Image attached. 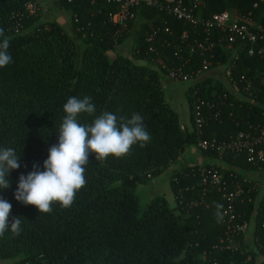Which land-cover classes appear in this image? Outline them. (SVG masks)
Segmentation results:
<instances>
[{
	"label": "trees",
	"instance_id": "1",
	"mask_svg": "<svg viewBox=\"0 0 264 264\" xmlns=\"http://www.w3.org/2000/svg\"><path fill=\"white\" fill-rule=\"evenodd\" d=\"M49 1L69 14L68 28L55 20H42L38 0H0V28L10 40L8 52L13 58L11 64L0 68V147L22 153L20 168L10 173V187L0 189V197L12 205L9 222L19 216L22 231L15 235L9 229L0 236V260H12L9 264H230L223 262L231 254L236 264H243L247 256L246 264H264V195L254 209L255 181L206 165L217 168L229 188L244 190L235 201L238 220L244 222L255 214L252 248L233 252L219 248L226 228L221 214L206 207L201 188L212 192L219 207L223 202L213 187L199 184L197 166L177 172L170 180L175 207H170L162 194L141 205L135 194L138 184L158 176L198 140H228L246 123L264 121V82L260 76L264 62L256 55L248 57L247 45L239 38L229 43L227 30L213 28L209 35L213 56H205L209 67L229 68L245 98L234 97L218 84L210 86L209 79H199L195 96L214 102L215 107L203 108L204 122L197 129L192 116L195 96L187 86L191 128L182 127L164 98L162 75L150 66L160 61L166 74L177 66L188 74L196 73L203 57L198 52L189 55L188 45L193 38H205L199 26L174 19L165 8L142 4L122 29L108 22L109 14L118 10L116 4L105 0ZM193 1L183 3L192 7ZM28 2L36 5L33 13L26 9ZM160 2L166 4V0ZM228 10L234 14L250 12L258 22L264 21V0H203L194 12L207 18ZM140 18L151 26L146 33L137 32ZM165 27L169 32H164ZM154 30V41H146ZM184 31L186 39L181 37ZM117 33L118 44L123 38H132L135 57L148 65H138L117 51ZM221 38L232 49L225 51ZM108 51L114 57L109 58ZM247 82H251L249 87ZM72 96H90L95 115L109 111L131 118L139 113L151 141L145 147L133 146L130 154L119 159L109 156L99 162L90 154L86 184L72 206L62 209L55 203L52 212L39 214L35 206L17 201L14 193L19 176L27 175L34 164L39 171L44 170L48 149L58 142L56 131L65 115L63 104ZM93 118L81 114L78 121L88 124ZM260 150L264 153V145ZM210 153L239 168L264 167V162H248L244 152ZM247 189H251L249 194ZM244 235L237 239L241 241Z\"/></svg>",
	"mask_w": 264,
	"mask_h": 264
},
{
	"label": "clouds",
	"instance_id": "2",
	"mask_svg": "<svg viewBox=\"0 0 264 264\" xmlns=\"http://www.w3.org/2000/svg\"><path fill=\"white\" fill-rule=\"evenodd\" d=\"M0 68L13 62L8 52L10 40L0 28ZM64 116L58 126V142L48 149V157L43 161V171L33 165L27 175L19 176L15 199L24 205H33L40 213L53 211V204L60 208H70L77 192L86 184L85 172L89 155L104 162L109 156L123 158L130 154L135 145L145 147L151 141L143 117L133 113L131 118L117 116L104 111L95 115L96 107L90 96L82 99L69 97L63 104ZM81 114L93 116L88 124H81ZM22 153L18 154L12 147H0V189L10 187V173L20 168ZM12 205L0 197V236L9 229L15 235L22 231L19 216L11 223L9 215Z\"/></svg>",
	"mask_w": 264,
	"mask_h": 264
},
{
	"label": "built area",
	"instance_id": "3",
	"mask_svg": "<svg viewBox=\"0 0 264 264\" xmlns=\"http://www.w3.org/2000/svg\"><path fill=\"white\" fill-rule=\"evenodd\" d=\"M59 2L61 0H52ZM68 2L71 0H67ZM116 4L118 10L110 13L108 16V22L112 25H116L119 28L125 29L127 23L135 17L136 8L139 5L152 8H165L174 19L181 21L185 24H191L199 26L202 30V35H205L203 39L193 38L192 42L188 45L189 55L198 52L203 57L202 65L194 74H188L182 68L177 66L168 71V78L171 80H179L186 82L190 87L193 97L196 95L195 84L197 78L209 70V62L206 59V55L213 56L214 43L209 39L210 32L213 28H219L220 30H227L228 42H234L236 38H239L241 42L246 43V54L248 57L258 56L264 62V21L258 22L251 16V13L240 14L236 13L233 16L227 11L213 13L207 18H200L195 14L194 10L202 3L203 0H194L192 7L184 5L183 0H166V4L162 5L160 0H105ZM253 7H257V3L253 4ZM26 9L29 13H33L36 10V5L33 2L26 4ZM164 32H169L168 27L164 28ZM156 30L150 32L146 41L152 42L155 39ZM120 37V33L114 35V45L117 46V38ZM183 39L187 38V32L184 31L181 35ZM178 51V49H177ZM177 54V52H175ZM262 81L264 82V67L260 72ZM224 78L230 85L234 92L240 93V89L235 80L232 79L231 71L229 68L224 71ZM248 87L251 82H247ZM192 107V116L194 124L197 129H200L203 122V108L215 107L214 102H209L198 96L194 97ZM200 151H215L218 153H225L227 151L244 152L246 160L253 164H260L264 162V153L260 150V147L264 145V121L246 123L242 129H240L233 137L228 140L212 139H200L196 144ZM199 173V184L202 186L213 187L220 195V199L223 204L220 208L222 224L226 228L225 235L219 240V248L227 249L229 241L233 237L244 235L247 232L246 222H240L235 212V201L244 194L242 188L231 189L227 185V181L221 175L220 171L215 167L197 166ZM257 187V184L255 183ZM251 189H247L246 193L249 194ZM195 202H190L193 205ZM261 226L264 228V220L261 222Z\"/></svg>",
	"mask_w": 264,
	"mask_h": 264
},
{
	"label": "crops",
	"instance_id": "4",
	"mask_svg": "<svg viewBox=\"0 0 264 264\" xmlns=\"http://www.w3.org/2000/svg\"><path fill=\"white\" fill-rule=\"evenodd\" d=\"M44 2H47V4L48 2H50V6L52 5L54 6L53 2L49 0H44ZM53 8H55L59 12L61 18L66 22V25H68L69 24L68 21L70 18L69 14L65 11L57 9L55 6ZM53 13H55L54 9H53ZM46 17H47L46 14H44L43 18H46ZM44 20H48V19H44ZM53 20L57 21L58 23H60L62 26L65 27V24L62 23L60 20H58L57 17L55 19H51V21ZM125 40H129V42L132 43L131 37ZM117 51L120 54H122L121 49H118ZM124 55H127V54L124 53ZM204 78H206L207 80L209 79L208 82L210 86L214 87V84L215 85L218 84V86H220L222 90L230 91L232 92L234 97L244 100L245 98L244 95L234 92L232 88L230 87V85L226 82L224 78V66L223 65H217L213 69H210L207 72L201 74L197 78V80L204 79ZM184 83H185L184 90H186L188 84L186 82ZM163 89H166L165 85ZM165 100L177 113L181 126L186 127V128H191L190 110L188 107V103H187L186 111H184V108L182 106V115H180L181 112H178L179 107H173L170 104L172 103V101L170 102L168 99H166V97H165ZM211 135H215V132H212ZM207 164L209 165L211 164L216 167H221L223 169L231 170L234 173L239 174L245 180L255 181L257 184V191H256V194H254L253 196L252 205L254 209L257 208L259 201L262 199V196L264 195V167L261 169L251 170L248 168H239L237 166L229 165L223 159H221V157H219L216 154L210 153V151L209 152L200 151L197 145H191L187 147L185 151L178 157V159L175 162L168 164L165 170L161 172L158 176L152 177L150 178V180H147L145 182L149 181L151 186L160 185L159 188H161V192L163 193L169 206L175 207L176 203H175V199H174L173 193L170 188V184H171L170 180H173L175 178V174L177 172L182 174L185 168L188 169V168H192L193 166H206ZM201 192L203 193L204 196H206V207H209L210 209H212L214 213H220L221 207H219V204H218L219 202L216 200L212 192L209 191V189L207 188H203V189L201 188ZM193 198L196 200V197H193ZM244 222H246L247 228H250V230L247 229V233L245 234L246 236L244 235L245 237L243 238L242 247L245 250H249L253 246L251 234L253 233V228L256 227L255 214L253 213V215Z\"/></svg>",
	"mask_w": 264,
	"mask_h": 264
},
{
	"label": "rangeland",
	"instance_id": "5",
	"mask_svg": "<svg viewBox=\"0 0 264 264\" xmlns=\"http://www.w3.org/2000/svg\"><path fill=\"white\" fill-rule=\"evenodd\" d=\"M53 7H54L53 5L50 6V2H48V4H47V2H44V0H38V11H39L40 15L42 16L41 19L43 18L44 14H46L47 17L43 18L42 20H44V19L51 20V19H55L57 17L58 20H60L62 23H64L65 27L68 28V25H66V22L61 18L59 12ZM53 9L55 10V13H53ZM228 11L231 14V16L234 15V10H228ZM148 27L150 28L151 26L146 25L145 20L143 18H140L138 23L136 24V28L138 30L137 32H139V33H146L148 31ZM220 41H221L220 43H222L225 51H229L230 49H232L231 45L226 43L224 41V39L221 38ZM116 49L117 50L121 49L122 54L125 53V54L129 55V57L136 64L143 65V66L148 65L147 62L142 61L140 59H137L135 57L133 43L129 42V40H124V38L121 39V41L119 42ZM107 56L109 58H112V57H114V53L112 51H108ZM150 67H151L152 71L160 73L162 75V81H163L162 86L163 87H164V85L166 86V89H163L164 98L166 97V99H168L170 102L172 101V103H170V104L173 107H179L178 112H181L180 115H182V106L184 108V111L187 110V100L185 97V90H184L185 83L183 81L169 79L167 74H166V71L163 72L164 64H162V62H160V61H155ZM213 67L214 66L210 65L209 70L213 69ZM148 180H150V179L148 178ZM159 187H160V185L151 186L149 181L138 184L136 189H135V194L138 197V202L141 205H145L154 196L161 195V194L163 195V193L161 192V188H159ZM247 229L250 230V228H247ZM245 236H243L241 238V241L238 240L237 237H233L228 242L229 246L227 249L232 251V252L237 250L238 248L242 249L243 248L242 242H243V238ZM224 258H225V260L223 263L230 261V264H232V263L236 264L235 259L232 257L231 254L226 255ZM248 258H249L248 256H247V258L245 257L241 262L243 264H246ZM11 262H12V260H0V264H9Z\"/></svg>",
	"mask_w": 264,
	"mask_h": 264
}]
</instances>
